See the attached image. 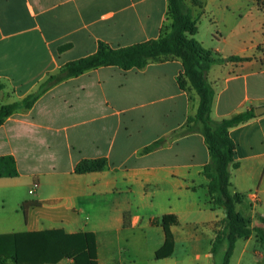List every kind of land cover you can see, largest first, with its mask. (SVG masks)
<instances>
[{"label":"crops","instance_id":"0c3cea01","mask_svg":"<svg viewBox=\"0 0 264 264\" xmlns=\"http://www.w3.org/2000/svg\"><path fill=\"white\" fill-rule=\"evenodd\" d=\"M198 1L194 19L218 40L206 49L224 59L208 71L213 120L256 113L264 107V0ZM168 11V0H0V106L22 101L100 42L120 48L159 39ZM199 36L198 26L205 46ZM182 72L179 59L128 71L101 67L10 116L0 126V156L15 158L19 176L0 178V236L92 233L97 264H223L228 244L215 253L213 242L226 213L213 205L203 174L208 145L200 132L175 135L199 105L180 88ZM230 137L239 163L232 191L249 200L247 218L264 216V113ZM98 158L108 159L106 170L75 172ZM28 202L36 206L25 212ZM166 215L178 220L168 245ZM261 240L236 243L230 264H264Z\"/></svg>","mask_w":264,"mask_h":264},{"label":"trees","instance_id":"16d2710c","mask_svg":"<svg viewBox=\"0 0 264 264\" xmlns=\"http://www.w3.org/2000/svg\"><path fill=\"white\" fill-rule=\"evenodd\" d=\"M168 1L167 22L159 39L120 48L100 42L95 54L65 64L58 72L50 74L36 92L22 101L0 106V126L18 110L32 108L52 87L89 71L109 66L128 71L144 69L153 62L181 60L183 72L178 77V84L183 90H195L199 105L196 114L190 116L175 135L200 132L208 145L210 162L204 167L203 174L209 179L208 189L213 205L223 208L226 213L223 229L217 232L213 242V250L216 253L227 243L223 264H230L237 241L248 240L253 235L252 229L248 227V218L237 209L245 200V195L231 190L232 169L238 168L239 163L235 161L236 144L230 137V129L256 118V113L251 109L230 118L213 120L211 114L215 90L208 81V71L213 64L223 62L224 59L204 48L195 38L198 23L184 0ZM195 2L200 4L198 0ZM67 47L68 45L60 50ZM243 60L245 59L240 57L229 58V61ZM160 144L161 142L155 143L146 151L156 149ZM108 167L106 158L82 160L77 164L75 172L87 174L104 171ZM18 176L15 158L10 155L0 156V178ZM28 206L36 205L32 202L24 203L22 210L26 212ZM177 222L174 215H166L162 219V226L168 237L167 245L172 240L169 228ZM257 232L262 234L261 239L264 240V231ZM65 259L73 260V264H97L95 235L87 232L68 234L56 229L0 236V264H58Z\"/></svg>","mask_w":264,"mask_h":264},{"label":"rangeland","instance_id":"374dc122","mask_svg":"<svg viewBox=\"0 0 264 264\" xmlns=\"http://www.w3.org/2000/svg\"><path fill=\"white\" fill-rule=\"evenodd\" d=\"M184 3L191 9V11H192V8L193 7H197V6H199L198 4H196V2H195V0H184ZM192 7V8H191ZM193 15V14H192ZM169 23V22H168ZM198 23V26H199V32H200V36H199V38L202 40V41H204L206 44H205V46L203 45V47H205V48H207L210 44H212V43H216L218 40H217V37H215V38H213V37H211L209 34H210V28H208L207 26L208 25H206V24H204V25H199V22H197ZM206 25V26H205ZM214 28V27H213ZM215 34L214 35H216V31L214 32ZM195 38L196 39H198V37H197V35L195 36ZM49 77V75L47 76V78ZM46 78V79H47ZM189 86V85H188ZM190 88V87H189ZM191 91V95L193 96V98H194V100H195V102H199V97H198V95H197V92L195 91V90H190ZM22 110H24L23 108H22ZM232 190V189H231ZM233 192V191H232ZM237 209H238V211H240L244 216L245 215H249L250 213H251V205H250V202H249V200L248 199H246V200H244V202L239 206L238 205V207H237ZM252 215H253V213H251ZM248 220H249V224H248V227L250 228V229H252V231H253V235L252 236H259L260 238H261V236H262V234H260V233H258L257 231L258 230H263L264 231V216H260V215H258V214H256L255 215V217L254 218H248ZM256 221L257 220V222L259 223V224H262V227H257V226H253V222L252 221ZM261 241H263L264 242V240H261ZM237 243H239V246L240 247H242V245L245 243L244 242V240L243 239H240V240H238L237 241ZM252 243V245H257V243H256V241H252L251 242ZM260 243V242H259ZM263 246H264V244H263ZM239 247V248H240ZM263 252H264V249H263ZM60 263V262H59ZM74 262H73V260H72V263H69V264H73Z\"/></svg>","mask_w":264,"mask_h":264},{"label":"water","instance_id":"95a60500","mask_svg":"<svg viewBox=\"0 0 264 264\" xmlns=\"http://www.w3.org/2000/svg\"><path fill=\"white\" fill-rule=\"evenodd\" d=\"M262 113H264V107L256 109L257 115H262Z\"/></svg>","mask_w":264,"mask_h":264}]
</instances>
